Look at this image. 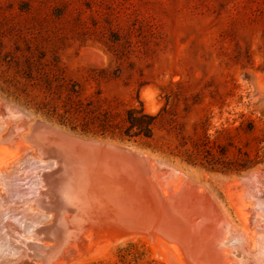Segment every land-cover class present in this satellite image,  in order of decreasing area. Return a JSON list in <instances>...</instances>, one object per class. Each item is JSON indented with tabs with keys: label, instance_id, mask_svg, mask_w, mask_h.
<instances>
[{
	"label": "rangeland",
	"instance_id": "obj_1",
	"mask_svg": "<svg viewBox=\"0 0 264 264\" xmlns=\"http://www.w3.org/2000/svg\"><path fill=\"white\" fill-rule=\"evenodd\" d=\"M74 101L160 116L151 138L84 133L59 121ZM50 125L105 141L66 132L80 155L42 161L26 135ZM0 188V264L24 241L29 264H179L147 236L188 225L243 262L226 227L263 244L264 0H0ZM192 190L209 207L184 208ZM74 199L88 214L67 231L52 217Z\"/></svg>",
	"mask_w": 264,
	"mask_h": 264
},
{
	"label": "bare ground",
	"instance_id": "obj_2",
	"mask_svg": "<svg viewBox=\"0 0 264 264\" xmlns=\"http://www.w3.org/2000/svg\"><path fill=\"white\" fill-rule=\"evenodd\" d=\"M3 103V102H2ZM2 106V105H1ZM3 108V107H2ZM10 123V122H9ZM9 127V126H8ZM32 129V128H31ZM6 132V131H5ZM2 134H4V132L2 133ZM10 136V135H9ZM26 139H27V141L29 142V143H31L32 145H33V149H34V151L35 152H37V154H38V158L40 159V160H42V161H47V160H51V159H53L54 161L53 162H55L56 164H59V163H62V161H66L67 159L68 160H72L73 159V157H75V155H76V157H78L79 155H80V148H79V146L75 143V140H73L71 137H70V135L68 134V133H66L65 131H62V130H60L59 128H57V127H54V126H48V127H42V128H33L32 130H31V132L29 131L28 132V134L26 135ZM29 158V157H28ZM31 158V157H30ZM33 158V157H32ZM37 158V159H38ZM17 159V158H16ZM33 159H35V157L33 158ZM17 162H19L18 160H17ZM27 162V161H26ZM15 164V163H14ZM13 164V165H14ZM17 164V163H16ZM16 164H15V166H16ZM20 164V163H19ZM23 163H21V165H22ZM20 165V166H21ZM19 166V167H20ZM23 166H24V164H23ZM37 175V174H36ZM16 177V176H15ZM74 181H76V179H73V178H70V185H73V186H75V183H74ZM76 182H78V181H76ZM188 186V185H187ZM197 186V185H196ZM186 187V186H185ZM200 190H201V188L199 187V186H197ZM179 188V187H178ZM193 188H195V187H193ZM1 189V188H0ZM192 189V188H191ZM197 191V190H196ZM205 192H206V190H204ZM200 192V191H199ZM178 194H179V191L177 192ZM187 193V192H186ZM185 193V194H186ZM196 193V192H195ZM198 193V192H197ZM193 194V195H192ZM63 195V194H62ZM188 196H190V197H188ZM62 197V201L64 200V197L63 196H61ZM185 197H187L186 199H187V203L185 204V207L184 208H186V205H188V203H189V205H191V203L192 202H195L197 205H201V206H208L209 207V204H207V205H205V195L202 197V195H196V194H194L193 193V190H192V192H190V195L189 194H187V195H185ZM211 197V196H210ZM208 198V197H207ZM5 200V199H4ZM75 200L76 199H74L73 201V203H72V207H71V209L69 210L68 209V207H66L65 208V206H63L62 208H60V210H57V209H55V213H54V216L52 217V219H54L55 220V217H56V223L57 224H59L60 222H62V226H63V221H64V219H63V217H65L66 219L65 220H70L71 219V221H69L71 224H66L67 226H66V228L64 229V230H69V228L70 227H72V228H74L76 225L78 226L79 225V223L81 222H78L79 220H77V219H81L80 217L81 216H85V212L87 211V208L89 207V204H88V207L87 206H84V205H82L81 203L79 204V203H75ZM200 200V204L198 203V201ZM205 200V201H204ZM210 201V200H209ZM208 201V202H209ZM213 201V200H212ZM64 203H66V206H68L69 204H70V199L69 198H67L66 197V201L65 202H63L62 204H64ZM207 203V202H206ZM65 205V204H64ZM188 205V206H189ZM194 207L193 208H195V204H192ZM183 207V206H182ZM192 207V206H191ZM190 206L188 207V208H191ZM200 207V206H199ZM199 207H197L198 208V214L200 213V211L199 210H201V208H199ZM218 207V206H217ZM192 208V209H193ZM210 208H211V206H210ZM210 208H208V210L210 209ZM67 210V213H65V211L64 210ZM192 209H189V210H191L192 211ZM206 209V208H205ZM219 209V208H218ZM187 210V209H186ZM195 210H196V208H195ZM217 210V209H216ZM219 210H221V208L219 209ZM224 211H225V208H224ZM40 212V211H39ZM48 212V211H47ZM54 212V211H53ZM181 212V211H180ZM194 212V211H193ZM192 212V213H193ZM197 212L195 213L196 215H198L197 214ZM222 212V211H221ZM221 212H220V214H221ZM226 212V211H225ZM41 213V212H40ZM64 213L66 214L65 216H64ZM207 213V212H206ZM38 214V213H37ZM37 214H35V215H37ZM48 214H51L50 212L48 213ZM86 214H88L87 212H86ZM180 214V213H179ZM190 214V213H189ZM195 214H193V215H195ZM204 214H205V211H204V213L203 214H199L200 216H204ZM217 214V213H216ZM34 215V216H35ZM56 215H58V218H57V216ZM187 215V214H186ZM191 215V214H190ZM190 215H189V217H190ZM195 215V216H196ZM199 215H198V217H196V219L197 218H199ZM207 215V214H206ZM222 215H223V213H222ZM221 215V216H222ZM29 216V215H28ZM31 216V215H30ZM48 216V215H47ZM220 216V217H221ZM18 217V216H17ZM36 217H38V216H36ZM219 217V218H220ZM224 217V216H223ZM222 217V218H223ZM229 217V216H228ZM27 218H29V217H27ZM35 218V217H34ZM43 218H44V215H43ZM47 218V217H46ZM51 218V217H50ZM74 218V219H73ZM194 218V217H193ZM230 218V217H229ZM19 219V218H18ZM31 219V218H30ZM39 219V221H41L40 220V218H38ZM195 219V218H194ZM202 219H204V218H202ZM207 219H208V217H207ZM206 219V220H207ZM224 219V218H223ZM34 220V219H33ZM43 221H44V219H42ZM47 220V219H46ZM201 220V219H200ZM218 220V219H217ZM27 221V220H26ZM36 221V220H35ZM43 221H41V222H43ZM92 221V220H91ZM209 221H210V218H209ZM209 221H207V222H209ZM37 222V225H38V221H36ZM35 222V223H36ZM193 222H194V220H193ZM202 222H204V220L203 221H201V223ZM225 222H226V220H225ZM49 223V222H48ZM48 223H47V225H48ZM195 223H196V220H195ZM194 223V224H195ZM224 223V222H223ZM56 224V225H57ZM193 224V225H194ZM202 224H205V223H202ZM207 224V223H206ZM209 224V223H208ZM208 224H207V226H208ZM213 224V223H212ZM211 224V225H212ZM32 225V224H31ZM81 225V224H80ZM223 225V224H222ZM191 225H188V227L185 229V231H182V232H179V233H177V232H175V231H171V233L169 232V231H167V234L166 233H164V232H159V231H153L152 232V234L151 235H149V236H147V237H150L149 239L154 243V244H156L157 246H161V247H163L166 251H168V252H170V255H172V256H174V258H175V260L179 263V264H197V262H196V260L194 259V257H195V255L193 254L194 252H193V246L194 245H197V244H202L201 245V248L199 249V255L201 256V258L202 259H205L206 261H208V264H218L217 262H219L220 263V261H217V259H216V257H215V254H214V251L209 247V246H207V244H203V243H206L205 242V240H204V235L205 234H202L201 232H199V233H197L196 232V234L194 235V236H192L191 238H190V231H191V227H190ZM226 226V225H225ZM224 226V227H225ZM59 227H61V225L59 226ZM79 227V226H78ZM81 227V226H80ZM160 227V226H159ZM201 227V226H200ZM223 227V226H222ZM224 227L221 229V230H223L224 229ZM30 228H32V227H30ZM37 228V227H36ZM41 228H42V226H41ZM63 228H64V226H63ZM197 228V227H196ZM206 228V227H205ZM230 228V227H229ZM34 229V228H33ZM160 229H162V228H160ZM199 229V228H198ZM209 229H210V227H209ZM226 229H227V232L228 233H230V239L231 240H235V241H239V239H240V241H241V250H243L242 252H244V254H245V257H246V259L243 261V262H238V263H236V264H264V247H263V244H264V239L261 237V241H263V244H258V242L260 241H257V243L255 242V241H253V240H249L248 242L245 240V238L242 236V235H240L239 233H237L236 232V230L234 231V228H233V231H232V229L230 228V229H228L227 227H226ZM236 229V228H235ZM238 229V228H237ZM240 229V228H239ZM31 230V229H30ZM36 230V229H35ZM192 230H193V228H192ZM207 230V229H206ZM211 230V229H210ZM209 230V231H210ZM231 230V232H229ZM259 229L257 228V231H258ZM34 231V230H33ZM91 231V230H90ZM219 231V230H218ZM238 231V230H237ZM261 232H263L262 230H260ZM88 232V231H87ZM166 232V231H165ZM224 232V231H223ZM239 232H240V230H239ZM248 232V231H247ZM10 233V232H9ZM23 233V232H22ZM181 233V234H180ZM194 233V232H193ZM192 233V234H193ZM260 233V232H259ZM42 234V233H41ZM64 234H65V231H64ZM63 234V235H64ZM87 234V233H86ZM208 234V233H207ZM224 234H225V232H224ZM241 236H239V235ZM257 234H258V232H257ZM26 235V234H25ZM32 235V234H31ZM56 235H58V234H56ZM62 235V236H63ZM190 235V236H189ZM215 235V234H214ZM256 235V234H255ZM260 235V234H259ZM262 235V234H261ZM42 236V235H41ZM144 236H145V234H144ZM206 236V235H205ZM209 236V235H208ZM246 236H248V235H246ZM245 236V237H246ZM135 237H136V235H132V237H131V239H135ZM139 237V236H138ZM176 237H177V239H179V241H180V245H179V243H177V239H176ZM250 237V236H249ZM254 237V236H253ZM145 238V237H144ZM143 238V239H144ZM246 238H248V237H246ZM257 238V237H256ZM59 239L62 241V243H64L63 242V240H62V238H61V234H60V237H59V235L56 237V240H57V242L59 241ZM139 239H140V237H139ZM147 239V238H146ZM205 239H206V237H205ZM207 239H208V237H207ZM210 239V238H209ZM209 239L207 240V242H210L211 241V239H210V241H209ZM31 240V239H30ZM64 240H67V239H64ZM129 240V239H128ZM214 241H215V239H214ZM23 242V241H22ZM44 242V241H43ZM46 242H47V240H46ZM51 242V241H50ZM123 242V241H122ZM127 242V241H126ZM150 242V241H149ZM218 242H220V241H218ZM217 242V243H218ZM233 242V241H232ZM152 243V244H153ZM213 243V242H212ZM216 243V244H217ZM227 244V242H223V244ZM48 244H50L49 242H48ZM122 244V243H121ZM127 244V243H126ZM215 244V245H216ZM225 244V245H226ZM230 245H231V243H229ZM234 244H235V242H234ZM191 245H192V250H191ZM32 246H34L33 245V241L31 242V241H29V242H27V241H24L23 243H19L18 242V245H16V247H17V249L20 251V253H19V258L18 259H20L21 261H24V264H29V262L30 261H28V257H29V253H30V249H32L31 251H34L35 250V246L34 247H32ZM59 246H61V244L60 243H58V244H56V248L58 249V247ZM214 246V245H213ZM217 246V245H216ZM219 246H221V245H219ZM232 247H233V245H231ZM236 246V245H235ZM37 247V246H36ZM39 247V246H38ZM37 247V248H38ZM40 247H43V246H40ZM156 247V246H155ZM200 247V246H199ZM198 247V248H199ZM236 247H238V246H236ZM252 247V248H251ZM209 248V249H208ZM113 249V248H112ZM237 248H235V250H236ZM55 246H54V249L52 250V251H49L48 252V255H54L55 254ZM208 250H209V252H208ZM214 250H217V249H214ZM240 250V251H241ZM38 251H39V249H38ZM211 251V252H210ZM158 252V251H157ZM237 252V251H236ZM32 253V252H31ZM30 253V254H31ZM159 253V252H158ZM197 253V252H196ZM42 254V253H41ZM46 254V253H45ZM107 254V253H106ZM239 254V253H238ZM242 254V253H241ZM161 255V254H160ZM159 255V256H160ZM198 255V256H199ZM237 255V254H236ZM223 256V255H222ZM45 257V256H44ZM102 257V256H101ZM163 256H160V258H162ZM197 257V256H196ZM220 257H221V255H220ZM241 257V256H240ZM26 258V259H25ZM45 258H47V257H45ZM44 258V259H45ZM164 258V257H163ZM162 258V259H163ZM219 258V257H218ZM27 260V261H26ZM89 260V259H88ZM87 260V261H88ZM204 260V261H205ZM225 260V259H224ZM229 260V259H228ZM39 262H40V260H39ZM45 262V261H44ZM82 262V261H81ZM86 262V261H85ZM200 262V261H199ZM225 262V261H224ZM228 262V261H227ZM46 263V262H45ZM206 263V262H205ZM43 264V263H42ZM78 264V263H77ZM168 264V263H167ZM220 264H223V262L222 263H220ZM228 264V263H227ZM230 264V263H229ZM232 264V263H231Z\"/></svg>",
	"mask_w": 264,
	"mask_h": 264
},
{
	"label": "trees",
	"instance_id": "obj_3",
	"mask_svg": "<svg viewBox=\"0 0 264 264\" xmlns=\"http://www.w3.org/2000/svg\"><path fill=\"white\" fill-rule=\"evenodd\" d=\"M74 102L73 105L77 106L70 104V110L66 109V114L64 113L59 121L61 124L69 125L73 130L79 128L84 133L118 136L128 140L136 137L151 138L160 116L159 112L155 114L146 112L140 101L138 107H128L121 114L105 109L95 112L91 102L86 103V106L81 102ZM74 114H83L85 120L80 124L73 123L71 118ZM66 115H70L68 120ZM116 117H119V121L115 120ZM205 137L207 138L206 135Z\"/></svg>",
	"mask_w": 264,
	"mask_h": 264
},
{
	"label": "water",
	"instance_id": "obj_4",
	"mask_svg": "<svg viewBox=\"0 0 264 264\" xmlns=\"http://www.w3.org/2000/svg\"><path fill=\"white\" fill-rule=\"evenodd\" d=\"M66 132H68V131H66ZM68 133L79 137L83 141V143L86 144V145H89L92 142H93V145H94L95 144L94 141H97V140L105 141V140H102V139H96V138H91V137H87V136H82V135L71 133V132H68Z\"/></svg>",
	"mask_w": 264,
	"mask_h": 264
}]
</instances>
